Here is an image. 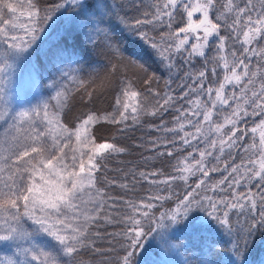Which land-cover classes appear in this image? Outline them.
I'll return each instance as SVG.
<instances>
[{"label": "snow or ice", "instance_id": "snow-or-ice-1", "mask_svg": "<svg viewBox=\"0 0 264 264\" xmlns=\"http://www.w3.org/2000/svg\"><path fill=\"white\" fill-rule=\"evenodd\" d=\"M69 7L83 18V40L99 48L105 62L87 80L63 73L51 85L55 94L34 107H12L5 85L17 68L32 64ZM176 23L184 26L174 29ZM177 57L189 65L184 77L191 83H181L179 95L154 89L159 78L148 61L171 76ZM193 57L202 58L200 70L193 68ZM137 73L142 90L133 78ZM113 83L119 86L113 110L88 111L69 127L65 121L77 95L90 104ZM172 109L178 115L169 128L162 117ZM149 116L161 117L149 131L176 134L163 143L149 137L158 156L186 152L176 157L174 174L134 168L121 181L109 179L107 161L128 148L115 136L97 142L92 128L106 122L125 132ZM258 128H264V0H0V241L15 249L0 264H64V257L70 258L67 264H91L84 251L104 256L99 264H141L138 251L153 241L168 247L163 229L194 210L217 226V243L230 253L225 264H247L249 246L257 233L264 235V130L258 145L254 135L251 143L245 140ZM217 171L226 175L210 181ZM177 181L185 186L182 193L174 189ZM141 184L149 188L138 198L108 191L118 186L135 193ZM167 201L175 207L157 215L154 210ZM112 224L120 226L118 232L101 231ZM98 241L109 247L102 249Z\"/></svg>", "mask_w": 264, "mask_h": 264}, {"label": "rangeland", "instance_id": "rangeland-1", "mask_svg": "<svg viewBox=\"0 0 264 264\" xmlns=\"http://www.w3.org/2000/svg\"><path fill=\"white\" fill-rule=\"evenodd\" d=\"M47 2V0H45ZM92 0H89L91 3ZM110 2H118V0H110ZM63 11V17L58 22L59 26L55 32L49 37L48 41L44 44L42 50L39 55L34 58L31 65H25L22 68H17L10 83L5 85V89L7 92L6 99H9L12 107L14 108H29L34 107L37 104H40L42 101L49 99L50 96L55 94V89L51 87L53 81L59 83L61 81V76L63 73H69L70 75H75L81 79L87 80L89 75L93 72V69L99 68L104 62L105 57L101 53L99 48L93 47V45L88 44L85 40H83V18L77 17V10L69 7L66 11ZM196 15V14H194ZM184 26L183 24L176 23L173 25L174 29ZM66 27H69L70 30H67ZM190 44V43H189ZM147 60V56H145ZM182 57L176 58L177 69H174L171 73V76L168 72L162 70L157 64L152 63L150 60L148 61L150 65V71H154L159 78L158 83H154L152 87L154 89H159L161 92L168 91L173 89L174 95H179L182 92V89L179 86V83L188 84L191 83L189 80H185L184 72L189 70V65L184 62V70L180 74L179 62H181ZM195 61V62H194ZM182 63V62H181ZM193 67L195 70H200L203 67V60L200 57H193ZM220 72L221 70L218 69ZM218 72V73H219ZM142 76V74H140ZM171 80V83L168 88L165 87V81ZM209 79H212L211 73L209 72ZM113 88V103L111 109L105 112H111L115 105V99L119 92V86L116 83H113L111 86ZM160 87V88H159ZM145 88L143 85L142 89ZM138 89V90H142ZM187 90V89H184ZM194 98L193 96L189 97ZM74 101H80L79 96L77 95ZM72 102V103H73ZM52 103H55L53 101ZM102 112V113H105ZM83 113L80 112L75 114V116H69L66 118V123H68L69 127H73L72 120L73 118L80 116ZM259 117L256 118V123H259ZM251 127H254L252 123H249ZM264 130V128H260V131ZM260 131L258 130L255 134L249 132V136L245 138L246 142L251 143L250 137L255 136V142L257 145L259 144V136ZM256 138H258L256 140ZM109 141V140H108ZM97 142H104L97 139ZM214 163V161H211ZM236 162H239V156L237 155ZM223 165V158L219 163V167L221 168ZM225 172H214L210 173V181L219 180L224 176ZM223 175V176H220ZM199 178V174L193 179L192 184H195ZM190 180V179H189ZM190 183V182H189ZM243 191V187L240 189ZM183 192V191H182ZM211 195V193H209ZM217 196L224 195L216 193ZM175 207V206H174ZM165 209H161L160 211H165ZM160 211H157V215ZM184 221V220H182ZM172 224L169 227L163 229L164 235H170V231H173L175 227L179 225H187L190 230L203 232L207 228L208 218L206 215L198 210H194L189 217L186 219L189 223L184 224L183 222ZM206 221V222H205ZM234 222V221H233ZM168 223L167 221L165 222ZM26 226H30L31 222L25 220ZM173 229V230H171ZM117 230V229H116ZM49 241V244L52 246H56V242L53 241L49 237H44ZM260 242V241H259ZM11 242L8 241H0V258L13 256L15 249L9 248ZM157 245H160L159 241H153L150 246L146 245V251H138L137 259L141 261L143 264L147 259L156 260L157 264H183V258L179 254L177 247L173 245L159 249ZM260 252L255 254L254 256L250 254H246V258L249 260H254L253 264H264V241L259 243ZM149 247V248H147ZM157 249V250H156ZM259 256V257H258ZM261 257V259H260ZM15 259H22L23 257H15ZM70 258L64 257V264H67Z\"/></svg>", "mask_w": 264, "mask_h": 264}, {"label": "trees", "instance_id": "trees-1", "mask_svg": "<svg viewBox=\"0 0 264 264\" xmlns=\"http://www.w3.org/2000/svg\"><path fill=\"white\" fill-rule=\"evenodd\" d=\"M198 18H199V14L197 13L196 15H194L193 19L197 20ZM181 36H183V34H181ZM192 42L194 41L190 38L189 43L191 44ZM181 62H179L180 74L185 67L184 63ZM129 75L132 76V73L130 72ZM133 78L135 80L137 89H142L144 84L140 73H137L136 76ZM185 80H187V78H185ZM183 83H185V81ZM180 84L181 82L179 83L178 87H180ZM175 88L176 86L170 90L174 91ZM112 95H113V88L110 86L104 89L103 91L95 94L90 104L82 103L81 101H74L71 107V111L72 110L73 111L70 116H75V114H78L80 112L96 111L98 113H102L108 111L111 109L114 100ZM185 107H187L186 104ZM175 115H178V113H176L174 109L164 114L162 119L166 122L167 127L170 128L174 126L173 117ZM160 120H161L160 116L144 117L143 123L141 125H136L134 127H131L125 132H118L117 131L119 127L118 125H111L106 122H101L99 124L94 125V127L92 128V133L94 136H96L98 140L104 142L105 141L112 142L111 138L115 136L116 137L115 142L117 144L128 148V151L126 153L113 154L112 157L107 161V170L105 172V175H107L109 179H116L118 181H121L123 179L124 174L130 172V170L134 168L136 170H144V171H150L152 169H161L163 170L164 176L174 174L172 172V165L175 163L176 157L180 155H186V152L175 153L174 156L169 157L167 155L158 156L157 151L152 150V146L149 143V137L152 138L159 137L160 142L163 143L165 138L171 139L176 135L175 133L172 132L149 131L148 126L159 125ZM129 123L131 122L129 121ZM252 124L255 127V124L254 123ZM250 126L251 125H248V127ZM258 130L260 131V128H258L257 131ZM186 131H194V129H192L191 127H187ZM257 139L258 138H256V140ZM138 144H143L144 147H137ZM168 147L171 148L172 146L168 145ZM200 147H203V145L201 144ZM158 151H166V149L161 147L158 149ZM188 151H191V149H188ZM145 157H150L147 165L144 164ZM222 158H223V165L221 169H223L224 161L228 159L227 153ZM209 159L211 162V158ZM230 163L231 161H229V164ZM220 172L222 173L224 171H220ZM224 175H226V172ZM195 177L196 176H192L190 178V180L188 181L190 182L189 184H192V181ZM159 178L163 179L164 177L162 176ZM184 187L185 186L182 181H177L174 184V189L177 192L182 193ZM148 188L149 185L141 184L138 186L135 193H131V192L126 193L118 186H112L108 189V191L110 192L111 195L117 197L119 196L129 197L134 195L138 198L140 196L145 195ZM218 194H222V193L218 192ZM174 206H175L174 201H167L164 203L163 207L158 206V208L155 209L154 211L157 212L160 211L161 209H165V208L167 209L168 207H174ZM235 219L236 217L234 215L233 216L234 223H235ZM182 222L184 224L189 223L188 221H186V219ZM207 224H208L207 228L203 232L190 230V228L187 227V225L185 226L179 225L175 227L174 230L171 229L173 231H170L171 232L170 235L165 236L167 239L171 241V244L169 246L173 245L174 247H177L179 254L183 257V264H225L227 260V255H229L230 253L225 252V248L222 242L217 243V241H221V234L216 230L217 226L215 225V223L211 220H208ZM119 228L120 226L116 224L105 225V227L101 229V231L114 233V232H118ZM227 238L228 237L225 234L224 239ZM259 241L260 242L264 241V235L257 233L253 242L249 246L246 254H250L252 256L258 254L260 252ZM97 244L102 249H106L109 247L107 242L98 241ZM113 244H115V240L113 241ZM157 247H159V249L166 248V247H162L161 244L157 245ZM104 255L109 257H114L115 253L107 252ZM82 257L84 260L90 261L91 264H99V262L104 258V256L99 254H93L90 251H84L82 253ZM252 261L254 263L255 259L254 260L251 259L249 261L247 259V264H253ZM143 264H157V263L156 260L147 259Z\"/></svg>", "mask_w": 264, "mask_h": 264}, {"label": "bare ground", "instance_id": "bare-ground-1", "mask_svg": "<svg viewBox=\"0 0 264 264\" xmlns=\"http://www.w3.org/2000/svg\"><path fill=\"white\" fill-rule=\"evenodd\" d=\"M66 29H67V30H70L69 27H66ZM181 61L184 62V59H181ZM188 67H189V66H188ZM193 68H194V67H193ZM72 111H73V110H72ZM72 111L70 112V115H71ZM70 115H69V116H70ZM169 248H171V247H168L167 250H168ZM181 257H182V256H181ZM182 258H183V257H182ZM181 262L183 263V261H181Z\"/></svg>", "mask_w": 264, "mask_h": 264}]
</instances>
